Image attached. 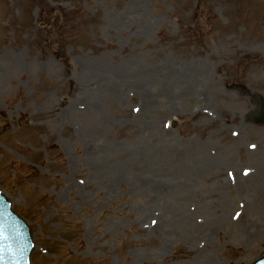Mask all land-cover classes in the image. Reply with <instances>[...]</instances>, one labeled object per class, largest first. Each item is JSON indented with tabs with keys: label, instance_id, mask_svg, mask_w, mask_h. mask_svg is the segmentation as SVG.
<instances>
[{
	"label": "rangeland",
	"instance_id": "374dc122",
	"mask_svg": "<svg viewBox=\"0 0 264 264\" xmlns=\"http://www.w3.org/2000/svg\"><path fill=\"white\" fill-rule=\"evenodd\" d=\"M234 84L264 96V0H0V189L31 264L263 256Z\"/></svg>",
	"mask_w": 264,
	"mask_h": 264
},
{
	"label": "water",
	"instance_id": "95a60500",
	"mask_svg": "<svg viewBox=\"0 0 264 264\" xmlns=\"http://www.w3.org/2000/svg\"><path fill=\"white\" fill-rule=\"evenodd\" d=\"M5 214L0 217V243L9 245L12 252L17 254L19 262L15 264H27V255L31 248L29 243L26 241L28 234L20 233L17 231V227L20 223L17 219L9 214L8 205H5L3 201H0ZM21 231V228H19ZM13 264V263H10ZM264 264V259L259 262Z\"/></svg>",
	"mask_w": 264,
	"mask_h": 264
},
{
	"label": "bare ground",
	"instance_id": "6f19581e",
	"mask_svg": "<svg viewBox=\"0 0 264 264\" xmlns=\"http://www.w3.org/2000/svg\"><path fill=\"white\" fill-rule=\"evenodd\" d=\"M20 64H21L20 61L18 59H16L14 69L19 70L21 67ZM167 69H168V77L171 78L172 77L171 74L176 69L175 70L173 68L171 69V66L167 67ZM180 79L183 80L182 77ZM163 81H165V78L163 79ZM174 113H176V112H174ZM249 174L251 175V178L254 180V184L256 186L258 193L264 198V169L261 170L260 167L258 168V170L255 168H251V170L249 171Z\"/></svg>",
	"mask_w": 264,
	"mask_h": 264
}]
</instances>
